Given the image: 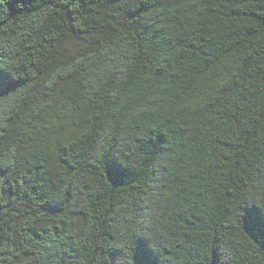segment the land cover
Returning a JSON list of instances; mask_svg holds the SVG:
<instances>
[{
	"label": "trees",
	"instance_id": "obj_1",
	"mask_svg": "<svg viewBox=\"0 0 264 264\" xmlns=\"http://www.w3.org/2000/svg\"><path fill=\"white\" fill-rule=\"evenodd\" d=\"M0 264H264V0H0Z\"/></svg>",
	"mask_w": 264,
	"mask_h": 264
},
{
	"label": "snow or ice",
	"instance_id": "obj_2",
	"mask_svg": "<svg viewBox=\"0 0 264 264\" xmlns=\"http://www.w3.org/2000/svg\"><path fill=\"white\" fill-rule=\"evenodd\" d=\"M13 88L12 82L3 73H0V97L6 96L7 92Z\"/></svg>",
	"mask_w": 264,
	"mask_h": 264
}]
</instances>
